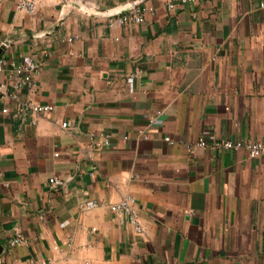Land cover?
Masks as SVG:
<instances>
[{
    "label": "crops",
    "instance_id": "obj_1",
    "mask_svg": "<svg viewBox=\"0 0 264 264\" xmlns=\"http://www.w3.org/2000/svg\"><path fill=\"white\" fill-rule=\"evenodd\" d=\"M34 1L0 0V264H264V157L197 145L264 141V0Z\"/></svg>",
    "mask_w": 264,
    "mask_h": 264
},
{
    "label": "built area",
    "instance_id": "obj_2",
    "mask_svg": "<svg viewBox=\"0 0 264 264\" xmlns=\"http://www.w3.org/2000/svg\"><path fill=\"white\" fill-rule=\"evenodd\" d=\"M202 0H167V6L170 9L175 7L176 2H183L188 4H197ZM16 6L19 10L26 11L28 13H33L36 10V3L34 0H17ZM143 12L140 9L131 10L125 13L123 16L117 18L119 24H127L131 22L140 23L143 21ZM73 40V38H69ZM3 61L0 60V69L2 68ZM40 68V63L32 56L26 55L23 57L22 62L16 66L14 72L11 74L10 79L15 90L22 88H28L33 90L35 88L34 76ZM129 82L132 84L133 78L130 77ZM17 98V96H14ZM28 105V104H27ZM29 107L37 113L48 114L53 110L52 105L43 104H32ZM4 112H8V108L4 109ZM64 127L67 123L63 122ZM165 140L173 142L170 137H165ZM111 134H107L104 139L97 141L95 146L97 148H103L110 144ZM197 145L202 148H214L219 151L222 150H246L250 158H260L264 157V141L263 140H249V139H227L219 138L218 135L214 133H208L199 138ZM49 183L52 187L58 188L64 184V181L58 176H52L49 179ZM97 202H91L83 205V208L89 210L97 206ZM110 209L115 214H121L127 218L131 224L133 231L136 234H141L143 231V226L139 220L137 202L136 198L132 195L126 196L121 200L112 203ZM26 237L18 232L17 235L11 240L12 245L26 243ZM46 264L45 262H43Z\"/></svg>",
    "mask_w": 264,
    "mask_h": 264
}]
</instances>
